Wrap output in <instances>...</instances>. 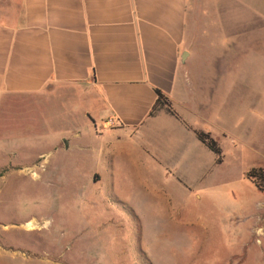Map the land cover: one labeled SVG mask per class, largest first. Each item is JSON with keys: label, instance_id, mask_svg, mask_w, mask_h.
<instances>
[{"label": "rangeland", "instance_id": "374dc122", "mask_svg": "<svg viewBox=\"0 0 264 264\" xmlns=\"http://www.w3.org/2000/svg\"><path fill=\"white\" fill-rule=\"evenodd\" d=\"M216 1L193 0L195 20ZM220 6L230 59L207 118L226 132L211 137L222 162L190 193L144 206L149 220L136 205L97 201L105 189H90L93 130L81 108L0 94V264H264V234H253L264 231V191L245 177L264 171V0ZM123 177L127 197L133 173Z\"/></svg>", "mask_w": 264, "mask_h": 264}, {"label": "crops", "instance_id": "0c3cea01", "mask_svg": "<svg viewBox=\"0 0 264 264\" xmlns=\"http://www.w3.org/2000/svg\"><path fill=\"white\" fill-rule=\"evenodd\" d=\"M223 1L198 21L193 0H0V94L81 108L93 130L90 189H105L97 201L136 205L149 220L144 206L190 193L217 165L194 132L226 133L207 118L230 59ZM156 91L175 116H149ZM125 171L134 178L127 197Z\"/></svg>", "mask_w": 264, "mask_h": 264}, {"label": "trees", "instance_id": "16d2710c", "mask_svg": "<svg viewBox=\"0 0 264 264\" xmlns=\"http://www.w3.org/2000/svg\"><path fill=\"white\" fill-rule=\"evenodd\" d=\"M157 95V99L155 104L153 105L149 116H153L157 113L158 110L165 108L168 113L171 115H176L174 111L171 109L170 103L167 99L159 92H155ZM197 140L204 145L207 149H209L215 156V163L217 165L221 164V150L217 146L216 142L210 137L208 133L203 132H194ZM247 179H250L252 183H254L255 187L259 191H264V171L261 169L250 170L245 174Z\"/></svg>", "mask_w": 264, "mask_h": 264}, {"label": "bare ground", "instance_id": "6f19581e", "mask_svg": "<svg viewBox=\"0 0 264 264\" xmlns=\"http://www.w3.org/2000/svg\"><path fill=\"white\" fill-rule=\"evenodd\" d=\"M27 227L29 228V231H33L34 223L33 222L28 223Z\"/></svg>", "mask_w": 264, "mask_h": 264}]
</instances>
